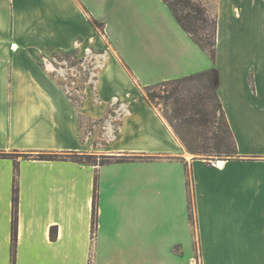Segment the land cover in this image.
Listing matches in <instances>:
<instances>
[{
  "label": "crops",
  "instance_id": "crops-1",
  "mask_svg": "<svg viewBox=\"0 0 264 264\" xmlns=\"http://www.w3.org/2000/svg\"><path fill=\"white\" fill-rule=\"evenodd\" d=\"M207 7L214 60L163 0H0V154L31 155L0 157V264H264V0ZM74 51L103 59L79 107L47 65ZM211 69L238 154L208 165L143 88Z\"/></svg>",
  "mask_w": 264,
  "mask_h": 264
},
{
  "label": "trees",
  "instance_id": "trees-1",
  "mask_svg": "<svg viewBox=\"0 0 264 264\" xmlns=\"http://www.w3.org/2000/svg\"><path fill=\"white\" fill-rule=\"evenodd\" d=\"M163 2L169 7L176 21L188 33L192 41L214 60L218 31L217 19L211 17L205 6L195 0H163ZM181 8L183 9L182 11L186 12L184 16L180 15ZM94 24L103 31V24L96 21H94ZM189 84H197L199 86L197 95L192 98H184L181 95V88ZM144 92V99L151 105L155 106L156 101H161L165 105L166 110L163 112V117L189 153L204 156L205 158L203 159L208 165L214 162L211 160L212 157H219L223 158L224 161H228L237 156V144L215 88L214 69L180 79L165 81L157 85L146 86L144 87ZM170 106H173V108ZM195 134L196 136H193ZM0 157L7 158L11 156L0 154ZM33 159L41 161L69 159L89 165H106L126 161L125 157L92 156L75 153L68 156L40 153ZM17 180L18 166L15 165L12 198L13 260L18 227L19 188ZM96 218L97 185L93 199V226L96 225ZM50 236L51 239H56V227L51 229Z\"/></svg>",
  "mask_w": 264,
  "mask_h": 264
},
{
  "label": "rangeland",
  "instance_id": "rangeland-1",
  "mask_svg": "<svg viewBox=\"0 0 264 264\" xmlns=\"http://www.w3.org/2000/svg\"><path fill=\"white\" fill-rule=\"evenodd\" d=\"M195 1H198L199 3H201L203 6H205V8L207 10H208L207 5L210 6V5H212V2H213V0H195ZM182 10L183 9L181 8L180 15L184 16V14L186 12L182 11ZM210 16L214 17L212 14H210ZM83 61H84V59L81 56H79L77 52L74 51V52H66V53H64V52L56 53L55 56L53 58L52 57L49 58V62H47L49 69H51V70L57 69L58 70V72H54L53 74L58 75V77H60L61 84L63 85V87L67 91L70 92L71 97H72V99H73V101L77 107H79L81 105V102H82L81 90H83L84 87L93 84V81L96 79L98 72L102 66L103 59H102V57L96 56V53L95 54L89 53V57L86 60V62H83ZM70 78H76L77 83L73 84L70 81ZM198 88H199V86L197 84L186 85V87L181 88V95L184 98L195 97V95H197ZM155 106L159 110L161 115L163 116V112H164V110H166L165 105L161 101H156ZM170 107L173 108V106H170ZM165 121H166V119H165ZM79 122L81 125H86V126L88 125L87 127H89V128L86 129L87 131H92L95 129L94 128L95 124H91V125L87 124V122L82 120L81 118L79 119ZM171 129H172V127H171ZM173 132H174V130H173ZM193 136H196V134ZM184 149H185V151H187L185 147H184ZM189 154L195 158H201V159L205 158L204 156H201V155H194L191 153H189ZM37 155H39V154H34L33 156H37ZM10 156L15 158V159H20L23 157H27L29 155H10ZM60 156H63V155H60ZM211 160L212 161H218V162L224 161L223 158H219V157H212ZM189 180H190V175H189ZM192 218H193V215H192Z\"/></svg>",
  "mask_w": 264,
  "mask_h": 264
},
{
  "label": "bare ground",
  "instance_id": "bare-ground-1",
  "mask_svg": "<svg viewBox=\"0 0 264 264\" xmlns=\"http://www.w3.org/2000/svg\"><path fill=\"white\" fill-rule=\"evenodd\" d=\"M219 163H221V162L219 161Z\"/></svg>",
  "mask_w": 264,
  "mask_h": 264
}]
</instances>
